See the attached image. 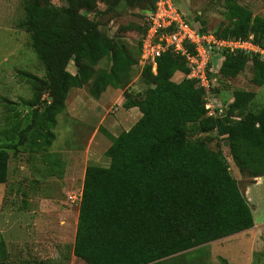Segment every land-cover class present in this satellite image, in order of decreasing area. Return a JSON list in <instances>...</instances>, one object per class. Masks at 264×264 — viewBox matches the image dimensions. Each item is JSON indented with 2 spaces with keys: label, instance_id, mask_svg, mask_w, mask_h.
Returning a JSON list of instances; mask_svg holds the SVG:
<instances>
[{
  "label": "trees",
  "instance_id": "1",
  "mask_svg": "<svg viewBox=\"0 0 264 264\" xmlns=\"http://www.w3.org/2000/svg\"><path fill=\"white\" fill-rule=\"evenodd\" d=\"M63 2L65 5L57 7L52 0H22L23 16L16 29L29 36V46L45 78L22 73L32 95L23 101L30 109L23 127L10 116L12 108L5 106L0 185L7 183L10 150L23 146L25 152L42 153L51 148L57 116L65 109L71 89L86 86L88 94L98 99L107 88L126 87L139 63L145 24L133 50L83 14L95 11L98 3L110 11L119 0ZM225 9L227 29L215 35L242 39L251 35L264 48V19L252 18L251 11L230 0L225 1ZM103 60L108 61V68L98 67ZM248 60L252 62V82L263 86L264 60L258 54L224 53L218 73L234 79ZM71 61L73 75L67 70ZM158 65L183 74V80L164 81L142 97L125 96L122 107L137 108L140 119L116 137L106 135L111 142L105 153L107 167L85 168L73 243V255L85 264H164L254 227L252 208L230 175L223 152L212 151L203 142L187 141L186 125L198 123L202 133L215 131L228 143L239 171L249 169L255 178L264 176V109L249 111L253 93L239 91L224 116L209 118L203 90L186 79L183 59L166 51L157 59ZM142 74L150 78L151 65H145ZM217 89L216 78L214 94ZM44 93L49 98L46 102L41 98ZM57 165L54 169L62 178L63 170ZM5 256L6 245L0 241V260Z\"/></svg>",
  "mask_w": 264,
  "mask_h": 264
},
{
  "label": "rangeland",
  "instance_id": "2",
  "mask_svg": "<svg viewBox=\"0 0 264 264\" xmlns=\"http://www.w3.org/2000/svg\"><path fill=\"white\" fill-rule=\"evenodd\" d=\"M173 1L186 18L198 22L205 30L227 29L226 0ZM230 1L251 11L252 18L264 19V0ZM119 2L110 11L104 3H98L95 11L82 13L97 21L109 37L119 38L135 50L142 34L144 15L154 0ZM52 3L57 7L65 5L63 0H52ZM22 16V0H0V129L5 127V106L12 108L10 116L21 127L30 113L23 101L32 95L22 73L45 78V71L29 46V36L16 29ZM216 60L223 62L217 56ZM108 66L107 60L98 65ZM67 70L73 75V61ZM215 78L218 89L214 95L223 109L220 115H225L234 94L239 91L253 93L249 111L264 109V85L256 86L252 82L251 60L236 78H223L219 73ZM181 80L183 74L170 73L159 65L157 68L151 65V77L146 79L138 63L126 87L107 88L98 99L88 94L86 86L71 89L65 109L57 116L51 148L47 152L28 153L21 146L8 152V179L6 184L0 185V241L6 245V256L0 264H85L73 255V243L86 166L107 167L109 159L105 153L111 142L106 135L116 137L140 119L137 108L122 107L125 96L142 97L147 89L164 81L178 83ZM41 98L44 102L49 100L47 93ZM41 108L42 105L37 109ZM186 132L187 141L203 142L210 150L223 152L230 175L243 193L252 183L253 174L249 169L240 172L234 165L226 141L215 131L202 133L198 123L187 124ZM56 165L63 170L62 178L56 174ZM221 259L227 264H264V226L189 250L167 259L164 264H222Z\"/></svg>",
  "mask_w": 264,
  "mask_h": 264
},
{
  "label": "built area",
  "instance_id": "3",
  "mask_svg": "<svg viewBox=\"0 0 264 264\" xmlns=\"http://www.w3.org/2000/svg\"><path fill=\"white\" fill-rule=\"evenodd\" d=\"M146 31L141 38L139 65H154L166 51L183 59L188 69L186 79L195 82L203 90L204 109L209 118L222 117V104L212 88L224 53L243 52L246 55L258 54L264 60V48L250 35L242 38H219L214 32L203 31L198 22L186 18L173 0H155L154 6L144 15ZM232 119L239 120L237 117Z\"/></svg>",
  "mask_w": 264,
  "mask_h": 264
},
{
  "label": "crops",
  "instance_id": "4",
  "mask_svg": "<svg viewBox=\"0 0 264 264\" xmlns=\"http://www.w3.org/2000/svg\"><path fill=\"white\" fill-rule=\"evenodd\" d=\"M252 180V183L247 185L241 193L252 207L254 227L264 226V176H258Z\"/></svg>",
  "mask_w": 264,
  "mask_h": 264
},
{
  "label": "water",
  "instance_id": "5",
  "mask_svg": "<svg viewBox=\"0 0 264 264\" xmlns=\"http://www.w3.org/2000/svg\"><path fill=\"white\" fill-rule=\"evenodd\" d=\"M225 145L228 146V143L226 142Z\"/></svg>",
  "mask_w": 264,
  "mask_h": 264
}]
</instances>
